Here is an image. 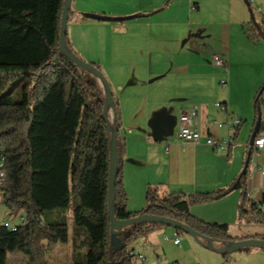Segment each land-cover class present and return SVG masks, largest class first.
I'll return each mask as SVG.
<instances>
[{
  "label": "crops",
  "instance_id": "1",
  "mask_svg": "<svg viewBox=\"0 0 264 264\" xmlns=\"http://www.w3.org/2000/svg\"><path fill=\"white\" fill-rule=\"evenodd\" d=\"M243 5L242 0H71L66 45L84 61L99 64L119 105L122 181L130 212L144 208L149 185L157 186L162 195L211 192L233 184L244 170L247 199L264 200V176L257 169L246 172L250 154L246 150L256 117L245 147L233 145L242 121L236 140L217 149L175 136L179 108L193 105L198 107L196 124L204 135L234 136L236 127L227 121L238 115L226 100L227 67H218L210 59L217 54L225 65L230 59L231 25ZM88 13L110 19L85 16ZM222 79L227 86L221 84ZM217 102L226 107L218 108ZM258 134H264V129ZM239 203L240 190L235 188L216 200L191 204L189 211L203 221L227 224L233 236L264 235V223L238 219ZM47 214L49 222L61 215L57 210ZM67 224L69 238L64 244H75V236L83 233L73 228L70 216ZM171 232L163 228L134 241L127 248L135 262L183 264L193 251L201 264H264V250L256 247L232 252L225 261L222 254L206 251L205 241L197 249L184 238L173 243L178 253L167 259L148 236ZM6 264H26V256L10 252Z\"/></svg>",
  "mask_w": 264,
  "mask_h": 264
},
{
  "label": "trees",
  "instance_id": "2",
  "mask_svg": "<svg viewBox=\"0 0 264 264\" xmlns=\"http://www.w3.org/2000/svg\"><path fill=\"white\" fill-rule=\"evenodd\" d=\"M62 8L63 0H0V155L5 158L0 201L11 214L23 217L15 229L0 222V264H6L8 253L14 251L26 256V264H53L44 257L43 244L68 241L65 213L70 214L73 228L84 230L88 237L83 259L73 264H137L127 247L167 226L152 221L133 223L117 234L125 246L119 250L112 247L107 194L113 124L108 132L110 114L102 115L105 93L95 76L59 51ZM85 16L110 19L92 13ZM255 24L264 32V21ZM91 63L100 69L98 63ZM18 76L31 81L23 87L21 100L13 101L1 91ZM262 93L264 85L254 100L256 116L264 103ZM113 104L119 127L113 198L116 218L155 214L186 223L214 242L234 241L242 237L230 234L227 224L203 221L193 216L189 207L238 188V219L264 223V212L256 210L254 202L246 208L245 170L233 184L211 192L162 195L157 186L149 185L144 208L130 212L122 181L121 116L114 95ZM262 129L261 118L255 133ZM239 130L240 124L234 141ZM54 210L61 215L45 225L43 216Z\"/></svg>",
  "mask_w": 264,
  "mask_h": 264
},
{
  "label": "rangeland",
  "instance_id": "3",
  "mask_svg": "<svg viewBox=\"0 0 264 264\" xmlns=\"http://www.w3.org/2000/svg\"><path fill=\"white\" fill-rule=\"evenodd\" d=\"M246 1L242 0L244 7L242 6L243 8H241L238 18H236L235 22L231 25L230 59L226 61V80L228 81L226 100L231 104L235 114H237L242 121L240 134L233 144L236 147L246 146L245 142L253 126L254 117L257 118L254 100L261 86L264 85V32H261L255 24L256 22L261 25L262 21H264V18L255 11L258 7L264 8V0ZM75 56L81 59L78 55ZM30 81L31 80L27 77L18 76L5 88V90L1 91V94L9 95L13 101H20L23 87ZM262 97H264V93H262ZM260 111L262 122H264V103H261ZM249 152L247 148L246 153L248 154ZM256 158L264 162V150H261L260 155ZM47 215L46 213L43 216L45 225L49 222ZM65 215L67 221L70 214L65 213ZM2 217L7 219L10 223L19 222L18 216L16 214H11L0 202V221L3 219ZM164 229L172 230L169 236H172L176 231L169 226L164 227ZM81 232L84 236L82 234H77L74 238L75 244L72 242L68 243L69 245L64 243L43 244L42 251L44 257L53 264H73L74 262L82 260L88 248V237L84 230L81 229ZM154 232L156 233V231ZM163 236L164 234L160 233L148 237L149 239H154L155 245L158 244L159 247H161L162 256L166 255L167 259L175 257L178 253L177 247L173 245L172 241H164ZM178 236L180 240L184 238L187 241L194 242L193 245L197 249L201 247V244L185 232H179ZM130 246H134V243L129 245V247ZM206 251L212 252L208 249H206ZM190 254L191 256L187 255L185 257L183 264H201L193 251ZM232 254L233 253H228L229 256ZM220 256L226 261L225 256ZM133 260L136 261L135 258H133Z\"/></svg>",
  "mask_w": 264,
  "mask_h": 264
},
{
  "label": "water",
  "instance_id": "4",
  "mask_svg": "<svg viewBox=\"0 0 264 264\" xmlns=\"http://www.w3.org/2000/svg\"><path fill=\"white\" fill-rule=\"evenodd\" d=\"M246 1V0H245ZM247 2V1H246ZM71 5V0H63V8L60 18V28H59V51L64 54L70 61L75 63L78 67L89 70L97 79L100 86L103 88L105 93V101L102 109V115L104 118L107 117L108 113L110 114V119L108 122V132H110L111 123L113 124V129L110 133V159H109V170H108V194H107V209H108V218H109V229H110V239L112 242V247L114 250H119L125 246V243L122 242L117 234L123 227L129 226L133 223H138L140 221H152L160 223L165 226L178 229L190 235L198 243H204L207 249L219 253H232L239 251L245 247H256L259 249H264V238L259 237H247L242 239H237L234 241L227 242H214L212 239L207 236L195 231L186 223L181 221L163 217L155 214H139L127 219H118L114 216L113 211V198L115 191V182H116V170H117V154H116V140L118 125L116 124V118L114 115V104H113V95L110 85L103 75L102 71L96 68L91 62L84 61L77 58L67 47L66 45V25L67 18L69 14V9ZM261 112L258 113L255 123L254 131L251 134L250 141L253 140L256 135V130L259 127L261 122ZM248 161V158H247ZM246 161V164H247ZM217 243H225L224 246H218Z\"/></svg>",
  "mask_w": 264,
  "mask_h": 264
},
{
  "label": "built area",
  "instance_id": "5",
  "mask_svg": "<svg viewBox=\"0 0 264 264\" xmlns=\"http://www.w3.org/2000/svg\"><path fill=\"white\" fill-rule=\"evenodd\" d=\"M262 18H264V8L258 7L255 10ZM211 62L218 66L222 67L223 69H226L225 62L217 55L212 54L211 55ZM221 84L223 86H227V81L224 79L221 80ZM215 105L220 108L224 109L226 107L225 104L217 102ZM197 114H198V107L196 105H193L187 109L185 108H179L178 112V128L175 133V136L180 139L181 141H190L192 143H199L203 142L209 146H211L214 149H217L218 147L228 145L232 143L233 137H226V138H217L212 135H204L200 128L197 126ZM228 125L230 127H236L241 123V119L238 118L236 115L230 116V121H227ZM220 125V124H219ZM248 147L250 150V156L247 161L246 165V172L248 174L253 173L256 169L260 172L262 176H264V163L257 164L255 161V158L260 154L261 150H264V134H256L252 141H249ZM4 156L0 155V186L3 183L4 178V169H3V162H4ZM250 200H248L246 204V208L249 209L251 205ZM255 208L259 212H264V200H261L259 202H254ZM19 221L23 220V217H18ZM1 223L11 229H15L16 223H10L8 221H1ZM164 241H172L174 244H178L180 241V237L178 236V233L175 231L172 236H169L167 234H164L163 236ZM138 257L140 259H144L142 254H138Z\"/></svg>",
  "mask_w": 264,
  "mask_h": 264
},
{
  "label": "bare ground",
  "instance_id": "6",
  "mask_svg": "<svg viewBox=\"0 0 264 264\" xmlns=\"http://www.w3.org/2000/svg\"><path fill=\"white\" fill-rule=\"evenodd\" d=\"M249 156H250V154H249Z\"/></svg>",
  "mask_w": 264,
  "mask_h": 264
}]
</instances>
